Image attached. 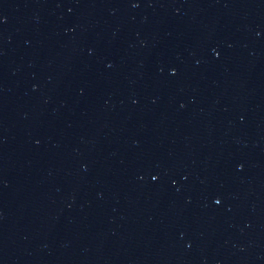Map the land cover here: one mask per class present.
Returning <instances> with one entry per match:
<instances>
[{
	"label": "water",
	"instance_id": "95a60500",
	"mask_svg": "<svg viewBox=\"0 0 264 264\" xmlns=\"http://www.w3.org/2000/svg\"><path fill=\"white\" fill-rule=\"evenodd\" d=\"M0 264H264V0H0Z\"/></svg>",
	"mask_w": 264,
	"mask_h": 264
}]
</instances>
